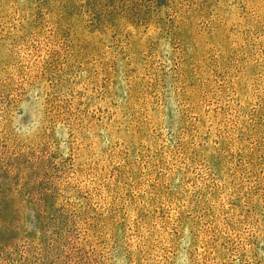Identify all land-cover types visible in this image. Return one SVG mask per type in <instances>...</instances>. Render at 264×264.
Wrapping results in <instances>:
<instances>
[{
  "label": "rangeland",
  "instance_id": "rangeland-1",
  "mask_svg": "<svg viewBox=\"0 0 264 264\" xmlns=\"http://www.w3.org/2000/svg\"><path fill=\"white\" fill-rule=\"evenodd\" d=\"M0 264H264V0H0Z\"/></svg>",
  "mask_w": 264,
  "mask_h": 264
}]
</instances>
